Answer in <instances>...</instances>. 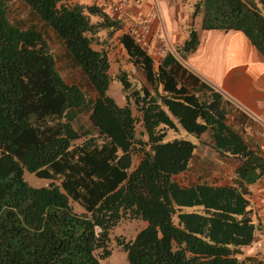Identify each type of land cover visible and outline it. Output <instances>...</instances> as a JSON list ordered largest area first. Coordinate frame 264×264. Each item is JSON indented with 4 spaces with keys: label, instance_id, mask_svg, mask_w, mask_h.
I'll return each mask as SVG.
<instances>
[{
    "label": "trees",
    "instance_id": "trees-1",
    "mask_svg": "<svg viewBox=\"0 0 264 264\" xmlns=\"http://www.w3.org/2000/svg\"><path fill=\"white\" fill-rule=\"evenodd\" d=\"M20 1L26 12L0 0V264H100L127 216L146 221L116 237L129 264H264L245 249L260 228L250 185L264 157L229 124V100L184 64L197 28L157 57L94 2ZM195 12L203 29L243 31L264 58V0H197ZM103 29L119 31L131 65L116 74L124 105L107 91L106 49L92 45ZM178 126L212 131L239 157L229 183L188 179L195 142L169 138ZM25 169L50 182L30 185Z\"/></svg>",
    "mask_w": 264,
    "mask_h": 264
},
{
    "label": "crops",
    "instance_id": "crops-1",
    "mask_svg": "<svg viewBox=\"0 0 264 264\" xmlns=\"http://www.w3.org/2000/svg\"><path fill=\"white\" fill-rule=\"evenodd\" d=\"M158 6L173 45L182 43L189 34L188 25L193 23L192 15L176 5L163 2ZM152 7V0L134 3L136 12ZM196 28L199 42L186 56L184 64L229 100V124L264 157V137L260 132L261 121H264V58L241 30L203 29L201 22ZM181 128L178 126L179 134L189 138L183 128L185 134L182 135ZM190 139L195 142V149L185 174L188 179L203 176L218 183H229L240 164L239 157L217 146L210 130ZM250 189L252 207L257 213L255 219L260 222V228L254 242L245 249L249 253H264V176L251 184Z\"/></svg>",
    "mask_w": 264,
    "mask_h": 264
},
{
    "label": "rangeland",
    "instance_id": "rangeland-1",
    "mask_svg": "<svg viewBox=\"0 0 264 264\" xmlns=\"http://www.w3.org/2000/svg\"><path fill=\"white\" fill-rule=\"evenodd\" d=\"M160 5L164 2L169 6H178L182 11H186L190 13L193 18V23L189 26L188 29L192 26L197 27L198 23L201 22L202 12L193 13L197 0H156ZM74 2H93V0H62V3L65 4H73ZM14 4L26 12V8L22 5L20 0H14ZM160 11L161 8L159 7ZM162 12V11H161ZM119 31L114 32L110 37L107 36L106 30H99L94 33V39L92 42L93 47L101 48L104 47L108 54L110 60V72H111V80L108 87V93L115 99V101L119 105H124L127 103L126 96L122 90V83L120 79L117 77V72L120 69L129 70L131 65L127 59V55L121 45L118 42L117 35ZM49 44L51 45L53 51L61 52V48L52 34H49ZM107 38V40H106ZM71 70V69H70ZM68 80L74 81L77 77V71L72 69L70 73L67 75ZM77 120L82 122H86V116L79 115ZM182 135H184L185 131L181 128ZM175 136H181V134L177 133V131L170 129L168 132V137L173 138ZM189 138H193V135L189 134ZM138 161V156H134L132 160V166H134ZM24 179L33 186H41L46 185L50 182V179L41 177L36 175L34 172L28 171L27 169L23 172ZM71 204L75 210H81V205L78 202L72 200ZM146 224V221L141 218H132V217H123L110 231V241L109 247L111 252L108 256L100 259V264H129L126 259V253L121 248V246L117 245L116 237L119 236L123 239L132 238L136 232L142 228Z\"/></svg>",
    "mask_w": 264,
    "mask_h": 264
},
{
    "label": "built area",
    "instance_id": "built-area-1",
    "mask_svg": "<svg viewBox=\"0 0 264 264\" xmlns=\"http://www.w3.org/2000/svg\"><path fill=\"white\" fill-rule=\"evenodd\" d=\"M93 2L102 6L103 10L120 24L121 30L134 35L144 47L151 49L156 55L162 56L169 50H175L156 0H152L151 9L138 12L134 8V3L139 0H93ZM260 132L264 137V121H261Z\"/></svg>",
    "mask_w": 264,
    "mask_h": 264
}]
</instances>
